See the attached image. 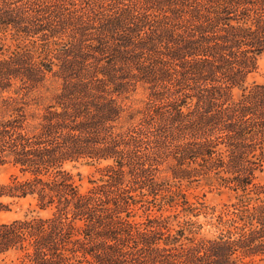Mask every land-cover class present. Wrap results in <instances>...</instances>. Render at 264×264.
<instances>
[{"label": "trees", "instance_id": "1", "mask_svg": "<svg viewBox=\"0 0 264 264\" xmlns=\"http://www.w3.org/2000/svg\"><path fill=\"white\" fill-rule=\"evenodd\" d=\"M263 52L264 0H0V264L263 260Z\"/></svg>", "mask_w": 264, "mask_h": 264}, {"label": "rangeland", "instance_id": "2", "mask_svg": "<svg viewBox=\"0 0 264 264\" xmlns=\"http://www.w3.org/2000/svg\"><path fill=\"white\" fill-rule=\"evenodd\" d=\"M249 80L264 81V52L258 56V67L253 72ZM140 96V94L138 95ZM74 178L82 188H86L89 185L88 179L91 176H98L93 166L87 164H77L72 167ZM11 173V168L7 165H0V184L7 181ZM259 179L264 183V169L259 175ZM194 193L201 196L206 200L209 205L220 207L223 203L228 202L232 198V194L229 191L215 189L209 190L207 187H199L194 189ZM4 201L9 203V209L0 211V221L10 220L13 218L22 217L28 214L33 209V205L30 204L29 198L12 199L9 197H3ZM8 264H19L17 260L8 261ZM257 264H264V259L259 261Z\"/></svg>", "mask_w": 264, "mask_h": 264}]
</instances>
